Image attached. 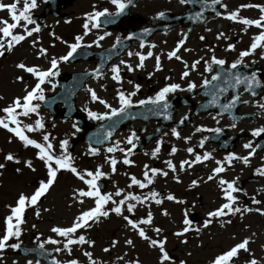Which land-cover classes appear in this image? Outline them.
<instances>
[{"label":"snow or ice","instance_id":"snow-or-ice-1","mask_svg":"<svg viewBox=\"0 0 264 264\" xmlns=\"http://www.w3.org/2000/svg\"><path fill=\"white\" fill-rule=\"evenodd\" d=\"M47 2V0H45ZM133 0H110V3L113 4L116 8L115 13H111L108 11V9H104L102 11H94L91 13H87L85 16V22L83 24L84 33L83 35L76 36L75 42L71 44H67L68 52L60 56L59 58L53 57L50 60V67L46 70H43L39 68L38 66H27L25 63L21 62L16 65L19 69L31 74L35 79L36 83L35 86L29 91L25 89L26 94L23 97H17L15 98L10 105L7 107L0 109L3 113H5L4 117H0V128L6 129L8 132L13 133L17 138H19L20 141L23 142L25 147H33L38 150L37 157L39 160L43 161L45 164V167L47 169V180H41L38 183V187L34 190V192L31 195H26L24 193H21L16 201L15 206H8L10 214L5 217L4 220V233L2 236H0V252L4 251L6 247H11L14 250H19L21 245L20 243H11L9 244V241L15 238L16 240H19L20 236L22 235V225L25 223V213L29 207H35L43 197L46 196L48 191L51 189V187L54 185L58 172L61 170L70 171L74 175L77 176L79 180H81L87 187V190L80 189L78 190V196L79 197H88L94 199V207L90 208L87 211H83L79 216L75 218L72 225L70 227H53L51 229L52 232L56 233L60 237L66 238V243L64 244V249L68 251L69 254H71V245H83V244H89L94 245V241H88L85 236L80 235L78 237H75L74 234L77 233L79 229L90 227V221L98 222L101 217H108L111 213H115L117 216L122 217V219L126 222L128 226H130L133 230L136 231L137 235L142 238L145 241H149V244L153 248H158L160 252V264H166V262H169L171 260V257L169 253L166 251L165 245L167 243V239H155L149 237V235L146 232V229L144 226H152L153 223V215L151 211H149L145 218L135 219V211L137 204H143L146 201L154 200L156 204L162 203L160 199L157 197L160 195L156 191H151L144 197L133 195L132 193H125L122 189L117 188L115 192H109V193H102L101 188L98 184V180L101 177L105 176V173L100 170V168H97L95 172L85 170L83 174L78 171V169L73 166V157L68 153V144L69 141L67 139L60 142V148L63 150V154L60 156H56L54 154V145L50 141V134H44L42 139L43 143L37 142L35 139L29 138L27 135H25V128L27 132H35L38 130L44 129L45 125L42 121V118L37 119L35 121V124H29L24 127H21V121L19 119L20 116L28 117L30 114H39L38 110L40 107L39 103H34V101H40L44 102L46 100L44 89L42 85H44L46 82H51L50 78L55 77L59 74V63L60 62H68L70 59L74 57V55L77 53L79 49L82 47H92L91 44L84 45L83 39L84 36H87L93 28H99L100 27V21L101 18L104 17L105 23H114L115 20L113 17H118L122 15L125 10L132 4ZM192 0H180L181 4L185 3H191ZM222 4V0H212V5H220ZM38 7L37 0H24L23 8L20 10L18 8V0L16 2H13L11 4H4L0 3V10H7L10 14L11 23L8 20H0V57H3L5 55V52H11L13 48L16 45H19L22 41L26 39V37H31L33 33L40 32V26L36 23V21L33 19L31 15V11ZM95 8V6H93ZM225 9H227V5H223ZM240 8H257L261 15L258 19H249V18H242L240 17V10L237 9L235 11H231L228 13V15L225 17L228 20L241 23L245 26H255L258 29H261L259 35L255 36L253 38V42L250 45V49L243 51L240 53L241 59L237 60L231 65L232 69H236L239 64L242 63L243 57H247L258 47H264V5L259 4H243L240 6ZM217 15H220V13H217ZM165 13L159 12L158 18L164 17ZM23 21V24L21 22ZM28 25H35L32 28H28ZM17 27H23V33L24 34H15L14 30ZM145 33H150L151 29H145ZM110 35V33H105L104 35L99 36L93 43L96 44L97 47H99V42L105 39V36ZM224 34L221 32L220 36H223ZM201 39H204V37H201ZM185 39H182L177 44L175 50L168 53V58L172 59L175 58L177 60H181V57L178 55V52L180 51V48L185 43ZM119 42V38L118 41ZM35 43V42H34ZM66 43V42H65ZM143 43L141 44V47H143ZM151 47H155V45H152ZM234 45H229V49H234ZM40 56H45L47 54V50L44 48L39 49ZM133 53L129 52V56H132ZM139 57V64L137 67L143 68L144 67V61L151 57L153 53L149 51L147 55H143L140 53H136ZM123 63V61L121 62ZM200 61H195L190 67L192 69H195L196 65L199 64ZM212 64L223 66L226 61L223 59H217L215 56L212 57L211 60ZM129 71H133L131 65H127ZM185 67H189L187 63L185 62ZM156 70L160 71L161 64H160V57H156ZM207 71H211V67L209 66L206 68ZM97 73H99V69L96 70ZM111 71L114 73L112 76V79L120 82L121 76H120V68L119 66H113ZM189 75L188 71H184L182 74V78L187 77ZM229 76L232 77V79L235 81L236 85L245 84L247 86V90L252 92L253 86L259 85V80L257 79V74L252 73L251 76L244 75L241 76L239 74H232L228 73ZM18 79L22 80V77H18ZM220 76L215 75L212 77V80H219ZM210 81L207 79L204 80L203 86L206 87ZM52 87H55V84L52 85ZM196 88L195 83H189L188 85V91H192ZM137 89H139V85H137ZM177 90L180 89V85L176 83L169 84L165 87H163L154 98H149L148 100H141L139 101L140 105L144 104H154V105H161L164 109H167L169 107V104L167 102V96L169 93H174ZM89 92L91 94L92 101H99V103L103 104L106 108H111L110 105L107 104L106 101L100 99L96 92L92 89H89ZM255 94L254 92L252 93ZM136 92H132L128 95H125L124 92L119 91L118 92V99L120 102L121 107L119 110L117 109H111L112 115H117L118 112H124L126 108L132 107V100L131 97L135 96ZM2 99V97H0ZM239 99L237 96L235 99H233L229 104L224 105V109L230 110L235 104L236 101ZM215 101H213L214 103ZM245 103H247L245 101ZM260 107L264 108V105H260ZM19 110V111H18ZM88 116L90 119L95 120H102V119H110V117L107 114L100 115L95 112H88ZM186 119V117H185ZM183 121H181L182 123ZM10 125H14L10 126ZM75 127V125H74ZM79 130V129H77ZM201 129H197V131H200ZM215 132L220 133L221 129L217 128L214 129ZM111 132H108L107 135L111 136ZM264 134V127L258 128L253 130L252 135L253 136H261ZM173 135H175L177 138H179V132L176 131V129H173ZM135 138V133L132 134L127 140V143L132 145V148L128 149V153H131L132 150L136 147V145L133 143V139ZM186 139H190L186 138ZM204 140L200 141V147H203ZM118 147V145H117ZM244 147L246 149H251L248 156H238L235 153H230L227 155L223 161L216 160L217 167L213 169V174L208 176V180H213L215 177L219 176L221 173L225 172L227 168L225 167V164H227L229 167L232 164V161L234 160H241L245 165L249 164V158L250 156L254 155L256 153V148L252 147V144H245ZM259 147V146H257ZM116 149L113 147H109L107 151L109 153L115 151ZM120 151H124V149H119ZM90 151L93 154H97L96 149H90ZM177 149L173 146L171 150V154H175ZM188 153L191 155L195 152L193 148L187 149ZM160 152V146L158 145L154 151L152 152V156L155 157ZM127 156V153H126ZM211 154L208 152L203 153V156L200 154H196L193 161H182L179 165L180 170H184L185 165L187 164L189 167H191L195 163H202L204 161H207L211 159ZM5 159L7 161H13L15 163H20V161L11 153L7 154L5 156ZM109 163L111 164L112 171H116V165L117 160L112 158L109 160ZM123 163L125 165H131L133 164V161H131L128 158H125L123 160ZM166 164L171 171L176 172L177 168L176 165L172 163L171 160L166 161ZM26 166L31 169L32 171H35L36 169L33 167L32 162L29 160L26 162ZM5 165L3 163H0V169H3ZM145 171L143 173L144 179L143 181L140 179H137L135 176H131L130 180L131 183L128 185L129 188L132 186H138L141 189L147 188L149 185L154 183V178L157 175H162L164 177L168 176V172L162 171L157 168H150L148 165H145ZM19 172L20 169H17ZM256 175L264 176V168H258L255 172ZM177 182L179 183V177H176ZM219 186L221 187L222 193H223V199L226 201L223 203L219 208H217L214 211H211L208 213L209 219H206L203 223V228H208L210 224L213 222V219H219L221 217H226L229 215H235L237 213L242 212H251L253 211L252 208H243L235 207L237 204V196L234 195V193L241 192L242 189H240L237 185L236 181H227L223 178L219 179ZM192 186H197V181H192ZM246 194V193H245ZM115 197H120L119 200L115 199ZM167 200L169 201H176L177 203H185L183 200H177V198L174 195H168ZM80 203H83V200L79 201ZM135 202V203H133ZM252 202L254 204H260L261 201L256 199L255 197L252 198ZM111 203L113 205L109 210L106 209V206ZM125 210L129 215H125ZM258 213L261 215H264V210L262 209H255ZM164 215H168V213L165 211L163 213ZM36 216H40V211L36 210ZM224 223H231L230 220L224 221ZM183 229L181 231H177L174 233L176 237H183L186 233L189 231H192V221L188 218L187 213H185V218L183 219ZM223 226V223L222 225ZM35 227V225H33ZM196 232L201 231V229L196 228L194 229ZM157 235H159L162 232V229L159 227H156L153 229ZM48 243L51 244H59L60 241L54 240L49 238ZM187 240H182L181 243H187ZM118 241H112V246L115 247ZM251 243L250 238H245L241 242L235 244L227 251H224L217 255L212 261L211 264H234L235 259L238 258L239 253L241 251L248 253L249 256H252L251 250L249 248V244ZM126 244L129 246H134V241L132 239H127ZM41 249L44 248V245L41 244L39 246ZM57 252L61 251L60 248L56 249ZM105 252L110 251V249L105 248ZM84 255L88 257L89 264H97V261H95L92 258V253L85 251ZM120 259H123V257H120ZM15 264V262H14ZM28 264H32V261H28ZM37 264H39V261H37ZM53 264H58V262H53ZM68 264H79V262L75 259L70 260ZM135 264H139V261L137 260ZM180 264H186V262L181 261ZM245 264H261V262L255 258H251L246 260Z\"/></svg>","mask_w":264,"mask_h":264},{"label":"rangeland","instance_id":"rangeland-1","mask_svg":"<svg viewBox=\"0 0 264 264\" xmlns=\"http://www.w3.org/2000/svg\"><path fill=\"white\" fill-rule=\"evenodd\" d=\"M0 2L8 3L9 0H0ZM78 2H80V0ZM84 6L85 5L82 6L83 9ZM17 53L18 52H15L13 56H16ZM23 54L26 57L27 55H30L28 52ZM31 57L32 56L30 55L28 59H31ZM11 59H13V57L0 59V65L3 66V75L13 78V75L17 74V71L12 69L13 62L10 63L9 68L5 69L4 67L7 61ZM61 67V71L66 70L67 68H73L66 64H62ZM131 79L132 81L135 80L133 77H131ZM114 81L115 80L108 78V75L106 74L90 80L87 83L85 90L78 96L79 107H82L87 112L91 111L100 115L108 114L111 109H117L119 102L113 98L116 97L117 94L112 89ZM89 89L94 90L97 96L106 101L111 108H106L103 104L99 103V101H92ZM13 90L16 89L14 88ZM5 92V85L0 84V94ZM49 129H51L54 134V138L51 137L50 141L54 145L55 152H60V150L63 152L60 148V142L65 139L68 140L70 136L74 135L71 123L56 121V124L53 126H47L46 130ZM17 141L19 142V138L14 139L9 135H0V160L2 159L5 162V156L11 153L20 161V163H13L15 169L12 171H0V216H6L8 214L5 207L9 204L10 206L13 205L15 199L19 197L21 193L27 195L28 192H34L35 188L30 184L31 182H34V179L37 178L36 184H38L39 181L43 180L41 177L45 176L43 174V167L38 166L36 160L33 158L34 152H31L30 154L22 153L18 148L20 144ZM126 141L125 137H120L119 135L117 141H115L114 146L112 147L116 150L121 149L124 147L123 144ZM74 152L77 154L83 153V156H87L85 157L86 160L84 159L81 163L84 166V170L90 169V171L95 172L97 168H100V170L105 173L104 178L107 180L105 186L106 193H114L117 188L122 189L125 193L134 192L135 190L132 187H128V183L131 181L128 180V178L135 176L138 179L140 173L146 170L145 165H148L149 169L151 167V156H149L150 150H147L144 154H134L131 159L133 164L128 166L116 159L117 154L115 152L107 153L99 151L97 154H91V157H88L85 147L78 143L73 147V153ZM112 158L116 159L118 162L115 172L112 171L111 164L109 163V160ZM154 158L158 162L157 169L164 170L168 168L166 164V161L169 160L168 150H160ZM29 160L36 169L35 171H32L26 166V162ZM122 166H124V169H122ZM17 169H20V171L18 172ZM189 174L190 175L184 180V182L181 180L179 184L174 183L173 185L169 179L168 171V176L165 179H163L161 175H157L154 178V183L152 185V188L160 193V196L165 197L162 199L161 206H159V204H156L157 206H147L148 209L151 210L152 215H154L155 227L161 228L162 232L159 235L154 234L152 231H149L148 233V227H144L147 234H149V237L155 239H167L165 246L171 260L166 262V264H180L181 261L186 262V264H209L218 253L230 249L245 238H250L251 240L249 248L253 255L249 256L248 253L241 251L238 258L235 259L234 264H245L246 260L251 258L260 261V258L264 256V216L259 217L253 211L243 217H238L237 219L235 217H229L228 219L219 221L213 220L208 228L200 226V223L198 222L201 220H199L192 223L193 230L186 233L185 236L178 238L174 235L175 232L183 229L185 213L188 212L187 215L190 217L192 215H203L205 218H209L208 213L214 211L216 208V205L209 200V197L204 196L203 192L200 190H197L194 195H187L188 198L183 205L180 204V206H178L176 203L169 204V200L166 198L169 193L174 194L176 198L180 199L182 197L181 191L183 188L188 185L190 186L193 174ZM80 188L81 181L72 180V177L68 174L59 177L46 194L45 201L38 206L39 209H41L40 211H42L40 216L35 217L29 215L27 218V227L29 224L35 225L33 229L35 231H40L46 237L44 241L45 246L55 247V244L47 242L49 238L60 242L63 240V238H57L56 235H53V232L51 231L53 227H70L77 216L83 211H87L95 206L91 199L77 196V191ZM258 189L259 188L254 186L253 197L256 199L258 198ZM80 199L83 200V203L79 202ZM115 199L119 200L120 197H115ZM138 206L139 205H137V207ZM247 206L252 209L254 208L252 205ZM258 206L264 207L263 201H261ZM147 207L143 206V208H138L135 214L138 216H144ZM260 209L263 210V208ZM165 211L168 215L163 214ZM227 220H230L231 223H224V221ZM222 223L223 226H221ZM196 228L201 229V231L196 232L194 230ZM0 229L1 231L3 230L4 233V227H2V225L0 226ZM30 231L31 230H29V234ZM77 234H86V231L78 230L74 236L77 237ZM87 234L94 239V245L76 247V250L78 251L77 256H79L80 261L81 259H84L85 262H88L87 264H89V260L88 257L84 255L85 251L91 252L92 258L97 261V263L135 264L138 260L139 264H160L159 249L151 247L149 241L140 238L136 231H133L123 219H113L107 223L98 221L94 223L92 229ZM127 239H132L134 241V246L127 245ZM182 240H187L188 242L186 244L181 243ZM112 241H118L115 247L112 246ZM105 248L110 249V251L105 252ZM8 252L9 250L6 254ZM1 255L2 253H0V257ZM63 255L64 254L60 253L61 257ZM120 257H123V259H120ZM4 260L9 264H14V262L15 264H20L19 262H22V264H28V261H30H15L12 258H8V256H6ZM80 263L84 262L81 261Z\"/></svg>","mask_w":264,"mask_h":264},{"label":"flooded vegetation","instance_id":"flooded-vegetation-1","mask_svg":"<svg viewBox=\"0 0 264 264\" xmlns=\"http://www.w3.org/2000/svg\"><path fill=\"white\" fill-rule=\"evenodd\" d=\"M200 1L203 4L197 8L194 4H180L177 0H135L126 10L127 13L121 18L117 28L101 31L103 32L102 35L110 33L103 40L106 42L105 47H108L115 40H118V38L119 40L126 39L129 32H136L155 26L158 13L166 11L164 9L167 6V10L170 11L169 9H171L170 12L172 14L183 13L184 23L182 26L162 33L166 37L164 40L160 39V43L154 41L158 39L156 37L160 36L158 33L145 43L132 40L129 48L121 56V59L123 61L122 64L125 66L129 65L132 60H135L139 64V57L136 53L146 56L151 51L153 55L146 60L153 59L156 61L157 56L161 58L164 55L162 50L157 49L158 45L161 47L162 42L169 44V52H171L175 50L179 41L185 39L186 36L185 43L178 52L181 60L175 58L169 59V72L165 70L162 72L161 76L163 77L160 79L159 89L155 92L158 93L163 87L172 83L180 85V89L182 90L168 94L169 98H173V95L177 96L174 100L176 119H178L177 116L180 114L183 116L191 113L196 103L209 105L213 108L214 111L201 115L197 119V128L193 127L192 130L188 131L189 128H192V124V126L186 129L184 134H179V138L173 135V129L169 127V153H171L173 146L177 149L175 154H178L179 157L188 155V148L198 151V153H201V156L205 152L210 153L211 159L199 163L200 178L202 179L201 182L204 183V189L209 188L210 192L215 194L214 198L220 203L221 199H223V193L218 183L220 178L230 182L236 181L238 187L242 189L240 193L247 190L249 194L254 190L252 187L254 184H249L246 180L253 176L256 177L255 172L258 168H264L263 150L255 156L261 155V161L257 166H254L253 155L250 156L248 165H245L241 160H234L230 167L225 164L227 168L225 172L213 180H208V176L212 175L213 169L217 167L216 160L223 161L230 153H235L241 157L248 156L251 149H246L244 145L251 143L252 147L255 148V139L260 136H253L252 132L255 129L264 127V108L260 107V105H264V47H258L255 52L247 57H243L242 63L236 69L231 68L234 62L241 59L240 53L250 49L253 38L259 35L261 29L255 26H245L225 18L231 11L239 9L240 17L258 19L261 13L257 8H240V6L243 4L264 5V0H222L219 9L216 5H212V0ZM105 2L108 4L106 9L109 12H116L112 6L109 9L110 0H106ZM223 5H227V9ZM32 11L38 13L40 7ZM217 13H220V15H217ZM198 16H203V19L197 21ZM63 19L68 20V15L60 12L58 17L53 20L59 25ZM71 21L76 22L77 19H72ZM221 32L224 34L223 36H220ZM201 37H204V39H201ZM91 39L94 41L96 39L95 35H92ZM142 43L143 47H141ZM152 45H155V47H151ZM229 45H234V49H229ZM129 52L133 53V55L129 56ZM213 56L217 59L225 60L226 63L223 66L212 64L211 60ZM197 60L200 63L196 65L195 69H192L190 66ZM185 62L189 67H185ZM209 66L211 67V71L206 70ZM135 70H138V68ZM184 71H188L189 75L182 78ZM155 73H157V70L156 68H152V66L149 69L144 68V76L147 78H151ZM228 73L239 74L241 76H251L252 73H256L260 83L258 86L254 85L255 87L253 86V90L250 92L247 90L245 84L236 85ZM215 75H219L220 79L212 80V77ZM167 77L168 79H166ZM205 79L210 81L206 87L203 86ZM156 81L158 82V77H156ZM153 83L155 84L156 82ZM189 83H195L196 88L188 91ZM151 86L147 87L148 92L154 89ZM253 92H256L257 95L253 96ZM237 96L239 99L236 101V104L226 111L223 106L229 104ZM181 97H183V100H178ZM178 101H184L186 106L180 107ZM213 101L215 102L213 103ZM232 110H234L236 117L245 114L251 115V118L238 121L235 118L229 117V112ZM218 112L226 113L218 114ZM217 128L221 129L220 133L214 131ZM197 129L201 130L197 131ZM210 133H216L214 137L219 140L217 145L204 143L203 147H200V141L205 140V136ZM189 137L190 139H186ZM232 138L235 140L232 152H219L218 147H229L227 145ZM239 138H242V140L239 141ZM195 140L198 141L197 146L193 145ZM234 195L237 196L238 192L234 193ZM19 240L22 241L23 238ZM15 242L16 240L14 239L10 241V243ZM7 256L9 258L11 255Z\"/></svg>","mask_w":264,"mask_h":264},{"label":"water","instance_id":"water-1","mask_svg":"<svg viewBox=\"0 0 264 264\" xmlns=\"http://www.w3.org/2000/svg\"><path fill=\"white\" fill-rule=\"evenodd\" d=\"M86 75H72L69 80L60 85V91L57 94L59 100L67 99V103L72 105L73 98L75 94L80 90L83 85ZM135 115L134 112L125 110L115 116L110 117L105 123L92 127L88 125L85 118L74 109L63 110V118H74L75 124L78 129L84 130L85 135L82 140L87 142L91 147L104 146L109 143V139L113 136L115 131H117L122 125L125 124L126 120ZM111 132V136L107 133Z\"/></svg>","mask_w":264,"mask_h":264}]
</instances>
